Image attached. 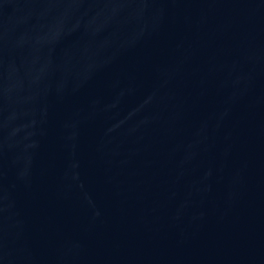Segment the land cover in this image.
<instances>
[{
    "label": "water",
    "instance_id": "1",
    "mask_svg": "<svg viewBox=\"0 0 264 264\" xmlns=\"http://www.w3.org/2000/svg\"><path fill=\"white\" fill-rule=\"evenodd\" d=\"M0 264H264V0H0Z\"/></svg>",
    "mask_w": 264,
    "mask_h": 264
}]
</instances>
